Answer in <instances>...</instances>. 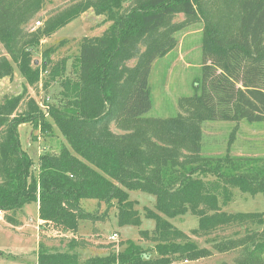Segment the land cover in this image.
Instances as JSON below:
<instances>
[{"label":"trees","instance_id":"trees-1","mask_svg":"<svg viewBox=\"0 0 264 264\" xmlns=\"http://www.w3.org/2000/svg\"><path fill=\"white\" fill-rule=\"evenodd\" d=\"M51 1L0 0V80L13 76L16 67L26 83L22 93L0 103V210L13 216L38 203L41 227L73 234L81 221L106 222L113 208L120 227L140 226L129 194L139 191L156 197L155 208L145 214L156 227L141 231L139 243H122L125 250L116 251L111 243L107 254L85 262L76 252L41 246L37 264L197 262L213 250L199 246L170 219L191 213L198 219L191 234L208 238L232 226L264 225L259 213L223 211L235 190L264 196V168H257L256 159L233 156L230 147L224 155H208L204 129L210 122L264 123V0H79L29 30ZM90 8L111 26L83 38L69 75L68 60L53 64L49 51L42 64L33 60V49L44 38ZM180 15L183 20L176 21ZM196 25L202 26L203 73L193 95L179 100L174 117H148L155 61ZM58 79L60 100L45 110L28 87L42 81L48 87ZM23 124L46 135L57 129L64 139L59 150L43 152L35 162L21 146ZM85 199L106 210L86 211ZM239 235L214 249H241L239 264L264 263V230ZM147 242L154 246L144 248ZM86 243L75 237L71 248Z\"/></svg>","mask_w":264,"mask_h":264},{"label":"rangeland","instance_id":"rangeland-1","mask_svg":"<svg viewBox=\"0 0 264 264\" xmlns=\"http://www.w3.org/2000/svg\"><path fill=\"white\" fill-rule=\"evenodd\" d=\"M79 0H52L47 3L40 15L33 20L28 27L35 30L42 21L63 8L73 5ZM128 1L125 6L128 5ZM183 20V16L177 17L176 21ZM111 22L101 15H97L94 8L87 9L78 19L74 20L57 33L41 41L40 46L33 49V60L42 64L44 54L49 51L53 64L67 59V72L69 75L72 64L76 62L80 44L83 38L102 35ZM179 45L165 57L155 61L150 86L153 97V108L147 114L148 117L169 118L176 116L179 111V100L193 95L195 79L200 77L202 70V26L196 25L178 35ZM132 65V64H131ZM43 74L42 80H46ZM43 81L36 87L29 86L30 95L35 98L43 109L47 106L57 104L60 100L61 80L50 83L44 87ZM25 80L19 70L15 67L14 74L0 80V103L6 97L22 93ZM115 133H122L114 125ZM206 152L210 156L224 155L230 147L233 156L247 157L257 160V168H264V123L249 125L245 122H210L205 124ZM21 146L35 162L41 153L59 150L60 143L64 140L61 133L55 129L51 135H46L33 128L29 124L19 127ZM130 199L136 202L142 224L140 226L120 227L115 216L116 210L110 211L109 220L103 223H92L81 221L79 231L76 234L66 233L53 228H43L36 222L38 219L37 203H31L24 207L23 212L15 215H4L0 218V264H36L40 248L51 252H76L80 260L103 256L107 254V245L113 243L110 237L118 235L116 251L125 250L127 245L121 247L122 243L129 240L139 243L141 231H153L156 222L145 217L146 209H154L156 197L154 195L132 191L129 192ZM81 206L88 212L106 210V205L97 200L85 199ZM227 213H259L264 218V196L261 194L251 195L234 191L233 200L223 208ZM8 216L14 220L9 221ZM33 219V220H32ZM170 221L183 232L189 234L201 247L213 250V255L197 262H181L177 264H239L242 258L241 249L220 253L214 249V244L222 240L234 238L236 234L244 236L246 232L264 230V225H252L245 230L238 226H232L213 237H196L191 234L197 228L198 219L191 213L170 219ZM75 237L85 240L86 248H71V240ZM144 248H151L152 243H142ZM213 246V247H212ZM155 256V255H154ZM264 260V254H262ZM264 264V263H261Z\"/></svg>","mask_w":264,"mask_h":264},{"label":"built area","instance_id":"built-area-1","mask_svg":"<svg viewBox=\"0 0 264 264\" xmlns=\"http://www.w3.org/2000/svg\"><path fill=\"white\" fill-rule=\"evenodd\" d=\"M38 25H40V23H37ZM4 216V212L0 210V218H2ZM110 240L113 242V243H116L118 241V235L117 234H114L110 237ZM185 263H188L187 261Z\"/></svg>","mask_w":264,"mask_h":264},{"label":"crops","instance_id":"crops-1","mask_svg":"<svg viewBox=\"0 0 264 264\" xmlns=\"http://www.w3.org/2000/svg\"><path fill=\"white\" fill-rule=\"evenodd\" d=\"M42 154V153H41ZM37 207H38V219H37V223H38V225H40L41 224V220H40V218H39V204L37 203ZM33 220V219H32ZM37 264V263H36Z\"/></svg>","mask_w":264,"mask_h":264}]
</instances>
